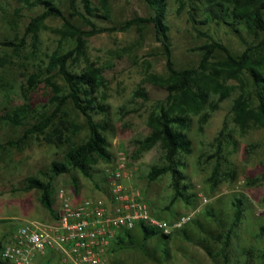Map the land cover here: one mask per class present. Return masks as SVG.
<instances>
[{"label":"rangeland","instance_id":"obj_1","mask_svg":"<svg viewBox=\"0 0 264 264\" xmlns=\"http://www.w3.org/2000/svg\"><path fill=\"white\" fill-rule=\"evenodd\" d=\"M51 1L76 27L89 29L71 9V0ZM89 1L101 15L97 0ZM165 3L164 21L168 27L172 61L177 69L199 65L201 53L196 49L207 42L204 34L223 44L234 55H239L255 42L254 37L240 25L231 28L223 23L204 22L205 0H193L182 9L176 0H165ZM74 4L77 13L85 14L81 0H74ZM109 7L106 18L88 19L96 27L103 28L120 25L132 18L154 15L144 0H110ZM42 10L39 5L27 6L23 0H0V41L15 37L24 39L20 52L0 47V242L3 245L26 221L44 222L50 219L48 210L39 202V192H24L21 187L28 177L47 181L50 162L61 161L70 147L67 142L55 147L34 137L21 148L5 145L6 141L18 139L24 132L23 126H14L3 119L12 109L21 105L40 111L50 108V92L44 84L26 94L22 90L27 76L43 66L60 41L57 31L63 28V21L50 17L44 23L45 28L38 32L37 48L33 50L31 36L25 35L24 30L29 20ZM83 41L82 56L71 61L68 68L76 73L83 72L88 65L102 69L105 88L96 94V102L106 105L107 111L95 114L94 120L107 124L104 135L110 161L99 159L90 169V178L78 170L54 177L51 181L53 208L58 205L56 193L59 189L65 190L71 199L78 190H85L82 200L103 197L108 192L105 171L122 164L130 174L129 183L141 192L154 214L162 213L163 220H171L177 213L180 215L198 208L193 219L202 228L189 222L184 226L188 239L177 234L165 244L160 235L143 241L141 232L136 228L134 235L139 246L143 245L150 257L138 246L108 253L107 264H215L204 247L218 253L221 244L213 241L209 233L223 236L232 223L237 201L241 203L242 214L230 237L226 264H264V238L259 235V228L264 227V129L253 126L241 133L234 125L230 108L237 92L218 102L217 109L210 113L201 127L199 116L191 117L188 131L191 153L181 155L183 165L179 169L186 178L184 183L190 185L189 193L194 195L191 197L192 204L178 200L166 212H160L173 195L171 176L166 174L148 182L146 175L150 167L162 165L164 152L160 144H156L138 153L141 141L150 133L147 116L151 107L166 96L163 89L145 80L147 72L167 75L165 57L156 39L155 28L149 23L141 31L133 26L124 32L96 34L83 38ZM75 44L74 39L66 37L61 42L62 50ZM224 57V52H216L218 60ZM54 81L66 92V84L60 75H56ZM228 84L236 83L230 80ZM137 89H143L149 100L134 99L133 92ZM215 100L217 96H211L209 102ZM64 113L65 120L80 127L71 142L79 144L85 141L89 134L85 117L71 102L67 103ZM222 130L225 135L229 134V137L224 136L227 142L223 143L222 155L230 163L234 178L221 176L216 186L212 187L209 177L215 163L214 139ZM226 169L224 164L222 170ZM72 176L77 180L76 188ZM200 198H206L207 203L200 205ZM209 214L212 216L209 217ZM202 239L200 246L198 243ZM222 240L223 237L220 238ZM164 248L167 255H163ZM219 261H222L220 256ZM34 264L55 263L41 259Z\"/></svg>","mask_w":264,"mask_h":264},{"label":"trees","instance_id":"obj_2","mask_svg":"<svg viewBox=\"0 0 264 264\" xmlns=\"http://www.w3.org/2000/svg\"><path fill=\"white\" fill-rule=\"evenodd\" d=\"M109 1L97 0L101 15L91 6L89 0H81L85 14L77 13L74 0L70 1L71 9L75 15L89 27L88 30H82L67 20L51 0H23L27 6L39 5L43 9L41 13L29 20L24 30L25 35L31 36L33 50L37 48L38 32L45 28L44 23L48 18H59L63 21V28L57 31L60 35L58 46L47 56L42 67H37L27 76L25 86H22V90L26 94V92L34 91L38 85L44 84L50 92L49 110H34L29 105H21L12 109L11 113L3 118L7 123L24 127L21 137L6 141L7 147L21 148L32 137L55 147L66 142L70 145L61 161L50 162L46 173L47 181H41L37 177H28L21 187L24 192L38 191L39 202L48 210L51 217L55 215L51 198L53 192L51 181L54 177L78 170L83 176L90 178V169L99 159L110 161L104 135L108 129L107 124L94 120L95 114L107 111L106 105L96 102V94L100 89L105 88L102 69L88 65L83 72L76 73L68 68L71 61L82 56L83 38L101 33L124 32L133 26L141 31L149 23L153 24L155 28L156 39L161 44L165 57L167 75L158 76L147 72L145 80L153 86L163 89L166 96L163 100L154 102L151 107L147 116L150 133L141 141L138 153L156 144H160L164 152L162 165L150 167L146 175L148 182L156 181L166 174L171 176L173 195L169 204L163 210H159L160 212H166L178 200H182L187 205L192 204L191 197L194 195L189 193L190 185L184 183L186 178L179 169L183 165L180 159L181 155L191 153L188 131L192 116H199L201 127L210 113L217 109L218 102L228 98L231 93L237 92L230 108L234 125L241 133L253 126L264 129V0H205L204 22L223 23L231 28L240 25L254 37L255 42L239 55H234L223 44L204 34L207 42L196 49L201 53L199 65L184 69L175 68L172 61L171 46L167 35L168 27L164 21L165 0H144L154 12L150 18L136 17L126 20L120 25L98 28L88 17L106 18L110 12ZM192 1L176 0L180 9L185 8ZM66 37L74 39L76 44L70 49L62 50L61 42ZM23 45L24 39L18 37L13 40L0 41V47H10L15 52H20ZM217 51L224 52V59L216 58ZM56 75H60L64 80L66 92L54 81ZM230 80L236 84L229 85ZM211 96H217V100L209 102ZM133 97L144 102L149 100L148 94L143 89L135 90ZM68 102H71L73 107L85 117L89 131L88 138L79 144L72 143L71 138L80 130V127L63 118ZM206 108L207 111L203 112ZM55 119L58 121L56 122ZM224 136L225 138L229 137V134L225 135L222 130L214 139L215 163L209 177L212 187L216 186L221 176L228 179L234 178L230 163L222 155L223 143L227 142ZM224 164L227 167L225 171L222 170ZM71 179L76 188V178L72 176ZM236 203L234 204L232 223L223 234V240L220 241L221 235L209 233L213 241L221 244L218 253L204 247L207 255L215 264L228 262L230 237L242 214L240 201ZM155 215L162 219L159 214ZM210 216L212 215L209 214ZM190 223L202 228L195 219H192ZM135 229L118 234L108 253L138 247L139 241L133 234ZM137 229L141 232L143 241L160 235L165 244L172 238L171 235L164 236L144 226H139ZM177 234L188 239L185 227L174 235ZM259 235L264 238V227L259 228ZM202 244L203 239L198 245L202 246ZM2 247L3 244L0 242V251ZM142 247L144 246L140 247L144 254L150 257L147 249ZM166 250L165 248L162 250L163 255H167ZM219 256L222 261H219ZM0 264L5 263L0 259Z\"/></svg>","mask_w":264,"mask_h":264},{"label":"built area","instance_id":"obj_3","mask_svg":"<svg viewBox=\"0 0 264 264\" xmlns=\"http://www.w3.org/2000/svg\"><path fill=\"white\" fill-rule=\"evenodd\" d=\"M108 192L103 197L75 202L59 189L55 215L48 221H26L3 245L5 264H34L45 259L55 264H107L108 251L117 235L144 226L170 236L188 224L198 208L165 221L155 215L141 192L129 183L121 164L104 173ZM200 205L206 198H200Z\"/></svg>","mask_w":264,"mask_h":264},{"label":"crops","instance_id":"obj_4","mask_svg":"<svg viewBox=\"0 0 264 264\" xmlns=\"http://www.w3.org/2000/svg\"><path fill=\"white\" fill-rule=\"evenodd\" d=\"M83 192H85V190H78L77 192H76V194L72 197L73 199V201H75V202H78V201H81L82 200V194H83ZM94 192V191H93ZM54 209V208H53ZM173 213H175V212H173ZM176 216H178V213L177 214H175V215H173V217H172V219H174ZM51 217V216H50ZM171 219V220H172ZM166 221H170V220H167V219H165ZM178 232V231H177ZM176 233V232H175ZM174 233V234H175ZM133 234H134V231H133ZM174 234H172L171 236L173 237V235Z\"/></svg>","mask_w":264,"mask_h":264}]
</instances>
